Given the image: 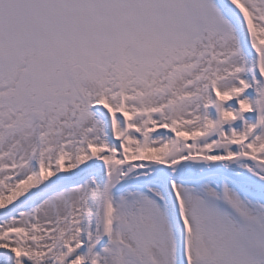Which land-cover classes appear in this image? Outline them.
Wrapping results in <instances>:
<instances>
[{"label": "snow or ice", "instance_id": "1", "mask_svg": "<svg viewBox=\"0 0 264 264\" xmlns=\"http://www.w3.org/2000/svg\"><path fill=\"white\" fill-rule=\"evenodd\" d=\"M0 264H264V0H0Z\"/></svg>", "mask_w": 264, "mask_h": 264}]
</instances>
